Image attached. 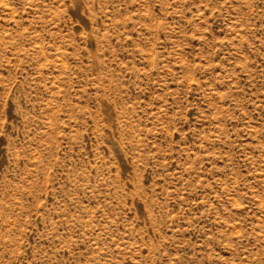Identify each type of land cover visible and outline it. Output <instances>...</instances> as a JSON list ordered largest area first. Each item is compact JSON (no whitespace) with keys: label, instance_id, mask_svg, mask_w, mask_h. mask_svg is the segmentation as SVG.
<instances>
[{"label":"rangeland","instance_id":"obj_1","mask_svg":"<svg viewBox=\"0 0 264 264\" xmlns=\"http://www.w3.org/2000/svg\"><path fill=\"white\" fill-rule=\"evenodd\" d=\"M0 264H264V0H0Z\"/></svg>","mask_w":264,"mask_h":264}]
</instances>
